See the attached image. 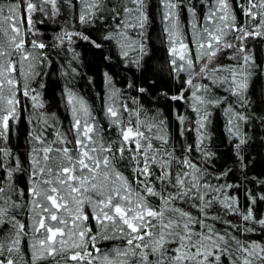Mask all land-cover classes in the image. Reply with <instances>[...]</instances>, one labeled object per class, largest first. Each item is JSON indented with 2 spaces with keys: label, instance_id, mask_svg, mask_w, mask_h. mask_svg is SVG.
I'll return each mask as SVG.
<instances>
[{
  "label": "snow or ice",
  "instance_id": "obj_1",
  "mask_svg": "<svg viewBox=\"0 0 264 264\" xmlns=\"http://www.w3.org/2000/svg\"><path fill=\"white\" fill-rule=\"evenodd\" d=\"M77 2L81 25H92L102 20L116 22L114 29H110L102 39L116 40L125 58L129 56L125 48L138 51L139 56L133 63L140 67V61L147 54L148 0H116L111 8L105 0ZM159 2L171 57L169 66L176 74L188 72L185 83L194 89L191 106L198 116L195 151L205 159L214 155L207 150L205 143L210 139L207 127L211 113L208 106L227 104L224 109L228 117L227 131L238 139L236 154L241 167H245L240 153L247 140L239 130V123L234 121H246V116L235 111L227 96L212 98L208 84H193V80L201 77L209 79L212 85L226 84L224 91L236 97L240 107H246L249 81L257 66L244 41L252 36H264V31L237 27L229 0H216V8H210L205 16L206 22L214 23L217 13H222L218 17L222 25L215 23L213 28L204 27L202 30L198 28L196 6L191 0ZM65 3L70 9L76 6L73 0H65ZM44 4L51 5L52 16L60 14L58 0H40L39 3L24 0L28 32L37 22L33 14L37 11L45 13ZM129 4L135 7H129ZM241 7L244 15L253 19L258 15L253 9H261L258 27L264 28V0H259V3L248 0V7ZM19 8V3L8 5L6 15L5 6L0 3V141L4 142L20 119L21 99L18 93L30 97L33 108H44L40 93L31 87V82L42 75L37 70L38 66L48 60L47 54L34 50L45 49L48 45L26 39ZM182 9H186L191 17L195 51L185 42ZM225 29L238 33L233 39L240 42L239 46L225 39L229 34ZM130 31H136L137 37L130 36ZM74 35L97 48L102 46L84 32L62 31L55 36L59 43L53 47L62 45L65 38L72 43ZM118 37L126 43H121ZM232 48H237L241 57L240 60L237 55L228 57L237 61L235 66L214 64L218 54ZM197 64L200 65L198 70ZM71 71L75 73L76 69ZM223 72L228 75L216 76ZM62 75H67V72ZM105 77L110 88L103 108L107 128L93 114L90 104L65 86L73 139L57 131L56 139L49 141L43 131L37 132L35 127L29 133L32 148L26 192L13 182V174L22 170L21 161L15 158V167H12L8 161L11 151L0 147V168L6 172V179H0V232L4 233L0 237V264H39L57 255L64 264H223L222 257H226L229 264H256V261L264 264V244L242 241L229 230L247 233L255 231L254 227L233 224L218 214L210 215L213 204L219 203L226 215L234 213L245 224H258L264 229V218H257L253 210L258 200L264 201V195L257 197L248 193L250 206L246 211H241L235 196L225 195L223 199L213 196L212 193L238 186H213L205 181L206 170L198 167L189 156L193 146L184 145L183 157L177 156L174 148L168 150L170 136L165 120L152 117L146 121L141 119L142 108L130 109L126 103H117L119 90L114 89L107 73ZM43 87L41 83L40 88ZM128 87L133 85L130 83ZM139 91L144 92L145 89ZM171 99L183 100L185 97L180 94ZM124 113H128L127 119ZM40 118L44 125H48V120H55V115L47 117L41 113ZM176 119L182 126L179 134L184 136L189 131L183 127L186 117L177 115ZM112 130L116 138L109 135ZM153 141H159V146ZM174 165L179 166L175 171ZM229 171L215 178L221 179ZM177 202L187 205L188 210L178 207ZM23 209L29 212L27 223L18 218ZM192 209L197 214L194 215ZM209 220L219 221L227 227L218 230L215 224L208 223ZM116 240L122 244H113L107 249L100 246L101 242ZM25 241L30 261L25 259L22 250Z\"/></svg>",
  "mask_w": 264,
  "mask_h": 264
},
{
  "label": "trees",
  "instance_id": "obj_2",
  "mask_svg": "<svg viewBox=\"0 0 264 264\" xmlns=\"http://www.w3.org/2000/svg\"><path fill=\"white\" fill-rule=\"evenodd\" d=\"M10 1L20 4L23 22L26 26V13L23 10L24 0ZM0 2L5 4L6 0H0ZM115 2L116 0H105L109 8ZM148 2L150 24L147 32V54L140 61V67L133 63L139 56L138 51L125 48L124 50L129 52V56L125 58L121 55V48L116 40L106 41L102 39L110 29H114L115 21L102 20L92 25H81L79 23L80 5L77 0H73L76 6L71 9L65 3V0H60L58 3L60 8L58 18L53 20L50 17L42 19V23L36 22L35 30H33L34 35L27 31V40L34 39L48 45L45 49H40L48 57L46 62L38 66L37 70L42 75L37 76L31 82V87L40 93V100L43 102L44 108H33L31 99L21 101L19 105V122L13 125L7 141H0V147L8 148L12 153V156L8 158L12 167H15V158L18 157L21 161L22 170L13 174V182L18 189L26 192L29 185V154L32 148V144L29 143V133L34 127L37 132L42 130L49 141L56 139L57 131L65 133L69 139H73V134L70 131L72 118L66 106L64 95L65 86L83 97L92 107L93 114L101 125L105 128L108 127V122L103 113L105 99L110 91L105 77V73H107L111 77L114 89L119 90L117 103H126L130 109L142 108L144 111L141 114V119L146 121L152 117L164 119L170 136L168 150L171 151L174 148L176 155L183 157L184 145H192L193 151L189 153V156L198 167L206 170L205 181L213 186L222 184L238 186L224 189L221 193H212V195L219 196L220 199H223L225 195L235 196L238 199L241 211H246L250 206L248 193H252L257 197L264 195V36H252L245 41L246 48L253 56L257 66L249 81V88L246 93L248 104L246 107H240L238 101H234L233 96H229L212 84L204 82V84L211 87L210 96L212 98L227 96L228 102L232 104L235 111L246 116V121H234V123H239V130L247 140L240 153L244 157L243 163L246 166L241 167V162L236 154L235 145L238 139L231 136L227 131L228 117L224 114L227 104H221L219 107L208 106V111L211 113L210 123L207 127L210 139L206 140L205 143L207 150L214 153V155L205 159L201 153L195 151L197 139L195 129L198 116L192 109V95L185 83L189 74L185 72L176 74L169 66L171 57L164 33L163 10L159 0H148ZM191 2L196 6L197 23L199 24L205 20L209 9L216 7V0H206V2L191 0ZM229 3L236 16L237 27L249 28L251 20L244 15L241 7V5L245 8L248 7V0H229ZM128 6L135 7L132 4ZM123 15L121 9V16ZM190 20L191 17L187 10L182 9L181 21L184 26L186 42L192 48ZM63 30L70 33L84 32L85 35L90 36L91 40L102 46L97 48L92 43L74 35L71 37L72 43H69L65 38L62 45L53 47L54 44L59 43L54 39L55 36ZM261 31H264V28H261ZM130 36L136 38V31H130ZM117 39H120L121 43H126L122 38L118 37ZM221 54L222 62H225L226 56L234 54V52L225 49ZM69 64H71V68H69ZM223 64L228 65V63ZM72 68L76 69L75 73L71 71ZM63 72H67V75H62ZM41 83L44 85L43 88H40ZM130 83L133 85L131 88L128 87ZM141 88L145 91L140 92L139 89ZM180 94H183L185 99H171V97ZM41 113L47 117H52L54 114L55 120L49 119L48 125H44L41 122ZM177 115L186 117L183 127L189 129V131L185 132L184 136L179 134L182 126L176 119ZM124 116L127 119L128 113H124ZM29 120H31V123H29ZM155 131L156 129H153V132ZM109 135L111 138H116L114 130ZM153 143L159 146L160 142L153 141ZM177 167L179 166L174 165L173 170L175 171ZM225 171H229L227 176H222L221 179L215 178ZM125 174L128 175L129 173L126 172ZM0 179H6V172L2 168H0ZM25 202H27V197ZM177 206L188 210V206L180 202H177ZM253 210L257 218H264V201L258 200ZM192 211L194 215L197 214L194 209ZM217 214L233 224L255 228V231L247 233L243 231L235 232L234 229H229L238 235L242 241H257L264 244V229H261L258 224H245L240 216L234 213L226 215L221 205L214 203L210 215ZM28 216V210L23 209L18 218L27 223ZM91 223L94 226V222ZM208 223L215 224V227L221 231L227 227L219 221L209 220ZM3 235L4 233L0 232V237ZM113 244L119 245L122 242L119 240L104 241L101 242L100 246L102 249H107ZM22 250L25 253V259L30 261L27 241L24 242ZM57 261L64 264L59 255L55 258L49 257L47 260L40 261L39 264H57ZM222 261L223 264H229L226 257H222ZM256 264H259V261H256Z\"/></svg>",
  "mask_w": 264,
  "mask_h": 264
},
{
  "label": "rangeland",
  "instance_id": "obj_3",
  "mask_svg": "<svg viewBox=\"0 0 264 264\" xmlns=\"http://www.w3.org/2000/svg\"><path fill=\"white\" fill-rule=\"evenodd\" d=\"M59 1L60 0H58V3H59ZM33 2L34 3H39L40 2V0H33ZM253 2L254 3H259L258 2V0H257V2H256V0H253ZM1 3V2H0ZM4 4V3H3ZM10 4H13V2L12 1H10V0H6V2H5V4H4V6H5V14L7 15V6L8 5H10ZM44 6V8H45V13H41V12H39V11H37L36 13H34L33 14V19L35 20V21H37V22H40V21H42V19H47V18H50V19H53V20H55L56 18H58L57 16H52L51 15V12H52V9H51V5L50 4H44L43 5ZM216 8V7H215ZM214 8V9H215ZM24 12L26 13V9H25V5H24ZM21 11H22V9H20L19 8V13H20V16H19V19L23 22V14L21 13ZM253 11L254 12H257V17L255 18V19H253V18H251V17H249V19L251 20L250 21V26H249V28H248V30L249 31H252V30H259V31H261V28L260 27H258L259 26V24H260V16H259V13H260V11H261V9H259V8H256V9H253ZM26 15H27V13H26ZM219 15H222V13H217V19L215 20V22L214 23H208V22H206L205 20L203 21V22H201L200 24L199 23H197L198 24V28L200 29V30H202L204 27H209L210 29L211 28H213L214 26H215V23H221V25H222V22H220L219 20H218V17H219ZM12 22H15V20H13ZM54 22V21H53ZM26 24H27V22H26ZM6 27H7V24L5 25ZM26 26H28V25H26ZM25 26V23L23 22V28H22V31L23 32H25L26 34H27V29H28V27H26ZM33 30H35L34 28H33ZM31 31V34H33L34 35V31ZM64 31V30H63ZM225 31H227L229 34L225 37V39L226 40H228V41H231V42H233L234 44H236L237 46H239V41H235L234 39H233V37L235 36V35H237L238 33H236V32H234V31H232L231 29H225ZM192 33V32H191ZM229 35H231L230 37H229ZM0 37H2V34H0ZM253 37H255V36H253ZM193 40V37H192V34H191V41ZM185 42H186V40H185ZM187 43V42H186ZM244 43H245V41H244ZM30 47V46H29ZM192 49H193V51H195V45L194 44H192ZM229 51H233L234 52V54H231V55H237V58H238V60H240L239 59V57H240V54L237 52V48H232V49H228ZM34 51H36V52H41L40 51V49H36V50H34ZM227 55V54H226ZM231 55H228V56H226V58H225V62H222V54H218V58H217V60L214 62V64H223V63H228V65H233V66H235L236 64H237V61L236 60H229L228 59V57L229 56H231ZM241 62H242V60H241ZM203 63V61H201V64ZM224 65V64H223ZM199 64H197L196 65V67H197V70L199 69ZM209 67L211 68V67H213V65H209ZM185 73H188V72H185ZM189 74V73H188ZM223 75H228V73L227 72H223V73H217L216 74V76H223ZM189 76V75H188ZM188 76L186 77V80L188 79ZM18 79H19V77H18ZM204 82H207V83H210L211 84V81L209 80V79H202L201 77H196L194 80H193V84H204ZM23 83V81L21 80V84ZM186 86L189 88V91H190V93H192V91H194V89H192V88H190L187 84H186ZM213 86H215L217 89H219L220 91H223V92H225L224 91V89L227 87V85L226 84H221V85H219V86H216V85H213ZM227 95H229L230 96V94L229 93H227V92H225ZM199 94V93H198ZM18 95L20 96V99H21V101H25V100H27V99H30V97H23L22 96V93H18ZM234 101L236 102L237 101V98L236 97H234ZM237 103H239V102H237Z\"/></svg>",
  "mask_w": 264,
  "mask_h": 264
}]
</instances>
